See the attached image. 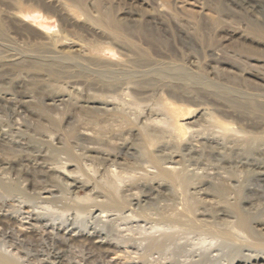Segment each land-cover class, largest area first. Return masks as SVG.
Listing matches in <instances>:
<instances>
[{"label": "rangeland", "instance_id": "obj_1", "mask_svg": "<svg viewBox=\"0 0 264 264\" xmlns=\"http://www.w3.org/2000/svg\"><path fill=\"white\" fill-rule=\"evenodd\" d=\"M103 1L106 4L109 3L108 5L112 4L120 17L129 19L130 15L134 14V17L140 20L144 28L165 40L164 46L153 41L154 48L163 50L172 48L178 51L179 59H176V62L181 64L179 66L180 70L185 73L189 72L187 75L189 77L192 75L191 78L194 77L193 81L195 82L194 84L191 80H186L184 83L194 88H189L187 91L189 95L185 91L178 90L175 93L171 91V93L168 89L167 91L166 89L159 92L153 91L147 93V95L145 93L133 96L131 94L129 97L127 95L128 98L124 99L125 96L123 98L124 102L128 100L130 103H125V116L119 115L118 117L114 113H100L99 116H94L90 114L89 110H86L89 104L85 93L87 90L93 92L89 85L84 84L85 87L82 85L84 87L83 91L75 92L68 81V76H71V73L67 74L53 65L49 68L47 65L32 63L27 58L22 57L31 53L27 49H23L20 55L13 51L2 52L1 55L8 60L18 56H21V60L1 61L0 63V176L4 183L15 187H13L14 189H4L0 184V256L11 259L15 264H230L232 262L233 264H249L245 261L253 253L254 255L257 254L260 248L252 246L246 241L235 240L234 242L226 239V237L221 239V236H208L199 230L197 233L196 229L194 230L189 226H186L187 229L185 225L169 227L174 231L167 229L169 223H165L159 213L161 210H163L161 212H167L168 209L171 212L172 207L174 209L178 208L180 205L177 203L180 195L176 197L171 193L167 194V192H170L167 184L159 185V182L151 179V175H148L149 178L143 171V165L146 163L145 165L149 166L151 163H149V160L147 161V157L143 154L144 132L141 123L145 120L148 123L153 122V125L155 123L160 128L155 127L162 129V136L163 134L164 137L166 135L165 139L169 142H156L149 146L154 154L158 152L156 155H159L165 164L173 163L178 167L182 166V168L193 166V170L195 172L200 171V173L209 172V169L213 174V171L217 170V174L215 172L214 175H219L227 174V171L235 174L245 172L246 168L241 167L242 165L239 164L244 162L243 160H245L244 163H247L246 158H248V163L251 160H264V148H262L264 144L259 145L257 150L255 149L252 153L247 152L248 154H255L248 157L245 154L246 152L237 153V151L232 150V142L228 139L227 141L226 138L224 139V133L226 132L225 130L222 131V127L228 124L235 128L238 127L239 130L242 129L239 133L244 132V130L247 133L264 132V122L261 123L259 120L260 125L258 123L259 118L256 119L255 114L250 113L252 110L244 106L242 108L241 103H239V97L245 96V94L264 100V41L255 36L258 31L264 30V0ZM118 10H121V12ZM24 19L40 33L53 32L57 29L55 19H37L34 22L29 18ZM19 31L27 36L25 40L29 42L28 38H31L29 30L23 26ZM87 49L74 52L78 57L77 60H81L92 67H95L94 64H96V67L109 71L121 68L120 65H122V68L125 67L123 57L115 52L104 51L97 55ZM88 51L89 53H87ZM211 51L216 54L211 55ZM127 67L129 69V64ZM229 74H233L237 78L229 77ZM246 81L252 85L246 84ZM203 85L210 87L205 89ZM222 88L228 92L224 94L225 96L218 93V96L217 90ZM194 89L199 91L196 92ZM64 94L67 97L63 96L66 100L62 101L61 95ZM234 94H237L238 98ZM226 95L230 100L235 99L236 101H227ZM223 97L224 99H222ZM164 103L169 105L165 107ZM146 105L148 106L146 107ZM135 106L138 109H135ZM198 106L208 107L209 109L197 112L194 109ZM40 107H42V110H39ZM238 110L241 113H238ZM205 116H211L214 119L211 118V122H206ZM248 118L251 119L252 123L254 122L253 125ZM157 121L161 123L158 124ZM255 123L260 126L255 125ZM172 125L182 128L183 131L178 134V138L183 136L181 141L175 135L176 132L171 131ZM164 126L168 127L165 130L168 134L164 133ZM191 128L198 130L195 133L197 135L191 132ZM81 129L92 134L90 133V137L86 139L80 138L76 134L72 137L69 135L71 131L78 133ZM45 136L50 137L48 143L43 141ZM171 136L175 141L171 140ZM190 142L194 144L193 149L190 148ZM94 144L102 151V155L88 151L87 148L94 146ZM65 146L70 147L72 153H74L73 156L75 155L74 157L69 156L64 151ZM258 150L262 152L260 153ZM224 157L227 159L225 160ZM4 159L9 163H6ZM143 160H146V162H143ZM112 164L114 170L117 168L115 172L117 175L119 174V177L120 171L124 172V175L129 174H126V176L122 174L121 176L124 177H120L121 181L125 177L126 179L129 178V181L124 180L125 183L124 181L118 182L122 185L118 186L119 196L122 195L125 198L123 207L114 208L113 206L103 205V208L100 205L92 206L85 197L100 195L96 198L103 200L107 196L104 200L108 199L107 193L102 191L100 179L110 175L109 170L112 169ZM46 166H52L55 170L47 171L44 168ZM148 166L150 172L155 168L150 167L151 165ZM137 167L142 168L138 169ZM187 167L186 169H188ZM192 168L187 171H193ZM98 169L99 171H97ZM138 171L140 172L135 173ZM95 172H97L96 175H93ZM64 174L78 175L83 181L88 180L89 186L82 181L81 187L79 185L73 187L69 181L64 179ZM133 174L138 177V180ZM143 175H146L148 180H146V177L143 179ZM133 178L136 179V183H133L135 180ZM65 181L68 182L67 185ZM123 183L126 184V188ZM132 184L134 185L132 186ZM48 195L50 197L46 198ZM253 196L247 195V199H245L247 202L244 200L243 203L244 208H250L249 210L256 212V220L264 223V194L258 193V195ZM127 199L130 201L129 203L126 201ZM131 203L134 204L128 205ZM141 209L143 210L142 213ZM130 216L131 218H129ZM225 216L227 214L223 212L217 214V217L220 218ZM19 222L29 230L23 233L20 232L18 230ZM154 223L155 225L159 224L156 227L160 229H155ZM160 223L164 225L162 226ZM170 226L173 225L170 224ZM151 227H154V229ZM163 227H166L167 230ZM146 231L148 236L151 235V237L160 236L166 231H173L174 239L171 240L172 244L171 241H169L170 243L167 242L169 245L166 243L165 246L167 245V247H164L163 250L161 248L160 250L151 249L150 251L147 250L149 248L147 246L149 237ZM204 235L212 240L218 238L220 240L218 239L217 242L212 241ZM72 237H75V240ZM146 237L147 241H144ZM92 238L101 239V244L99 240V243L93 244L90 241ZM229 241L231 246L228 245ZM211 242L215 243L211 246ZM243 242L244 244H242ZM144 246L148 248L146 249ZM207 246L209 247L207 248ZM248 246H250V249ZM238 255L240 256L238 257ZM1 263L6 264L0 261Z\"/></svg>", "mask_w": 264, "mask_h": 264}, {"label": "bare ground", "instance_id": "obj_2", "mask_svg": "<svg viewBox=\"0 0 264 264\" xmlns=\"http://www.w3.org/2000/svg\"><path fill=\"white\" fill-rule=\"evenodd\" d=\"M108 4H106L103 0H0V63H1V61L12 62L15 60L16 61L21 60L20 59L21 56L13 57L12 60L11 59L8 60L6 57H3L1 55L2 52L13 51L17 55H20V53L22 52L23 49H27L31 53L28 56L23 55L22 57L27 58L32 63L34 62V63H38V65L39 64L47 65L48 67L53 65V66H55V68H58L59 70H63V72H66L67 74L71 73L72 75L68 76L69 77L68 81L71 84L72 90H74L75 92H79V91L81 92V90L85 87V85H87V86L89 85L90 89H92L93 92H90L91 90L90 91L87 90V92L85 93L86 98L88 100V104H89V106L87 107L86 110H89L90 114H93L94 116L98 115L100 113H114L115 115H118V117H119V115L125 116L124 106H126V104L130 103V102L128 100L127 101L125 100L126 102H124V99L128 98L131 94H132V96L137 95V94L141 95L142 93H145L147 95V93H150L153 91L159 92V91H162L165 89H166V91L168 89L169 92L172 91L173 93H175L177 90L178 91H185L188 94L187 91L189 90V88L193 89L194 87L190 86L189 84H185L184 82H186V80L187 81L191 80L192 83L195 84V82L193 81L194 77L191 78L192 75H191V77H189L187 75L189 72L185 73L184 71L180 70L179 66L181 64L180 63L178 64L176 62L179 59L178 51H176L175 49H172V48H167L164 50L161 48H158V49L154 48L153 47L154 43H152L153 41L158 42L164 46L165 40H163L159 35H155L152 32H150L149 30H147L146 28H144L142 23L140 22V20H138L137 18L134 17V14L130 15L131 17L129 19L124 18V17H120V15L117 14V12H116V8L112 4H110V5H108ZM118 11L121 12V10H118ZM24 18H29L32 22L36 21L37 19L38 20L55 19L57 22V29L53 32L40 33L39 31H37V29H34L32 24L27 23ZM23 26H25L29 30V32L31 33L30 34L31 38H28L30 40L29 42H27L28 40H25V37H27V36L22 31H19ZM255 36L258 39L264 41V30L258 31V33ZM86 48L90 49V51L94 52L97 55L104 52V51L115 52L120 57H123V63L125 62V65H124L125 67L123 66L124 68H122V65L119 64L121 66V68L116 69L114 67L116 69L115 71H113V70L109 71V70H105V69L96 67V64H94L95 67H92L90 65L85 64L81 60L80 61L77 60L78 57H77V55L74 54V52L77 50L83 51V50H86ZM87 53H89V51ZM215 54L216 53H214V51H211V55H215ZM79 56H81V55L79 54ZM99 56H101V55H99ZM93 57H94V55H93ZM95 57L97 58V56H95ZM84 59L85 58H83V60ZM84 61H86V60H84ZM126 63L129 64V69H127L128 64L126 65ZM114 66H115V64H114ZM110 67H113V66H110ZM55 68H53V69H55ZM46 69H48V68H46ZM55 70L57 71V69H55ZM188 71H189V69H188ZM81 74H85V75H81ZM228 76L232 77V78H237L233 74H229ZM201 79H200V81H201ZM181 81H182V83H180ZM244 81H245V79H244ZM204 82L206 83V81H204ZM246 84H251V83L250 82L247 83V81H246ZM82 85H84V87H82ZM203 86H205V89L210 87V86H206V85H203ZM89 87H88V89H89ZM194 90L196 92L199 91L197 89H194ZM194 90H191V91H194ZM217 91H218L217 95H218V93H220L221 96H225L224 94H227V92H228V91L226 92L223 88L219 89ZM108 92H112V93H108ZM193 93H191V94H193ZM211 93H212V91H211ZM214 94H215V92H214ZM127 95H128V97H126ZM236 95H235V97L238 98V96H236ZM238 95H240V94H238ZM63 96H65V97H67V96L65 94L61 95V100L65 101L66 99ZM124 96H125V98H124ZM211 96H213V95H211ZM225 98H226V100L228 99L227 101H229V102L236 101L235 99L230 100V98H227V95ZM222 99H224V97ZM239 99H240L239 103H241V105H240L241 107L244 106V107H247L248 109H251L252 111L250 113L255 114L256 119L259 118L258 123H259V120L261 121V123L264 122V100L263 99H261V98L256 99V97L254 98V97L246 95V94H245V96L243 95V96L239 97ZM121 100H122V102H121ZM237 102H236V104H237ZM134 104H135V102H134ZM167 105H169V104H167ZM167 105H165V103H164L165 107ZM220 105H222V104H220ZM136 106H135V109L136 108L138 109V107H136ZM147 106L148 105H146V107ZM158 107H159V104H158ZM152 108H153V106H152ZM207 108H205V107L203 108V107L198 106L194 110L197 112L200 110L205 111ZM68 109H70V108H68ZM144 109H146V108H144ZM39 110H42V107H40ZM147 110H149V109H147ZM165 110H167V109H165ZM169 111H170V109L168 110V112ZM238 113H241V112L239 111ZM247 114H249V113H247ZM243 115H244V113H243ZM206 116H205L206 122H209L212 117L211 116L206 117ZM239 117H240V114H239ZM169 118H168V120L170 121ZM213 119L214 118H212V120ZM248 120L251 121V119H249V118H248ZM145 121L141 123L142 124L141 125L142 130L144 132V142H143L144 143V145H143L144 151H143V154L147 157L146 158L147 161L149 160V163H151L150 164L151 166L150 165L149 166L155 167V168L154 169L152 168L153 171L150 172L147 168L148 165L146 166L145 165L146 163H145L143 165V167H144L143 171H145V174L147 176L151 175L152 176L151 179L156 180V182H159L160 183L159 185H161V184L163 185V183L167 184V187L169 186V188H170V190H169L170 192L166 191L167 194L171 193L172 195H176V197H177V195H180L179 202L177 203L180 205L178 208L177 207H176V209H174V207H172L173 209L170 208V209H172L171 212L168 211L169 209L168 210L165 209V210H167V212H161L163 210L160 211V209H159V211H160L159 214H160L162 220L167 224L169 223L168 224L169 226L167 229L173 230L172 228L174 227V225H176V226L178 225L177 227H180L179 225H185V227L189 226V227L193 228L194 230L196 229L197 233L199 230L201 233L207 234L208 236L209 235L213 236V237L221 236V239H222V237H226V239L233 240L234 242H235V240L246 241L249 244H251L252 246L254 245L257 248H260V250L258 251L257 254L255 253V255H254V253H253V255L249 256L248 259L246 258L247 260L245 261V263L249 262V264H264V241L262 242V239L264 240V223L259 222V220L258 221L256 220V217H257L256 212H253V210L252 211L249 210L250 208L249 209L244 208V205H243L244 200L247 199L248 194L254 195V196L258 195V193L264 194V160L260 161L261 159H259V156H258V159H259L258 161H252L251 160V162L248 163L249 162L248 158H246L247 163H244L245 160H243L244 162H242V163L240 162V164H239V165H242L241 167L246 168V170H244L245 172H240L239 174H235V173H230L227 171V174H219L218 173L219 175H214V173L217 170L213 171L214 172L213 174L210 172L209 169H208L209 172L200 173L199 170H198L199 172H195L192 168L193 166L191 167L193 171H187V170H190L191 168L189 167L190 168L189 169L185 165H184L185 167L183 166L184 168H182V166L178 167V166H176V164H173L170 162H169L170 164H168V163L165 164L164 161L162 162L161 157L159 155H156L158 152L154 154L151 151V149L149 148V146L153 145L156 142H161V143L167 142L168 140L165 139L166 135H165V137H164V134L162 136L163 131H162V129L161 130L158 129V128H160L158 125H155V123L153 125V122L148 123L147 121L146 122ZM202 122H204V121H202ZM125 123H126V121H125ZM157 123L160 124L161 122L157 121ZM251 123H252V121H251ZM253 123H252V125H253ZM258 123H255V125L260 126L261 124L259 123L260 125H258ZM108 124H110V123H108ZM173 124H175V123H173ZM263 125H264V123H263ZM155 126H158V128ZM161 126H162V124H161ZM164 127H165V129H163V130L165 133L167 126H164ZM222 128H221L222 131L225 130V132H226V133H224V135H225L224 139L226 138V140L228 139L232 142V144H233V145H231V146H233L232 150L237 151V153L238 152H243V153L246 152L245 154L248 155V157H249L250 155H255V154H248L249 152L252 153V151H254L255 149L257 150L259 145L264 144V132H262V131H260L259 133H256L255 131H254L255 133L254 132L253 133H247L244 130V132L239 133V131L240 130L242 131V129L239 130V129H237L238 127L235 128V127H232V125L230 126L228 124H227V126H223ZM259 129H261V128H259ZM171 131L174 133L176 132L175 135H177V138H178V134H180V132L183 130L181 127L178 128L177 126L175 127L174 125H172ZM197 131H198L197 129L191 128V132L193 134L197 133ZM90 133L87 130L81 129V131H78V133H74L71 131L69 133V135L72 137L73 135L76 134L78 137L86 139V138H89L90 135L92 134V133L91 134ZM170 133H169V135H171ZM195 135H197V134H195ZM167 137H168V135H167ZM182 137L178 138V139H180L179 141L182 140L181 139ZM202 137H204V136H202ZM209 137H210V135H209ZM168 139H170V138H168ZM171 140L175 141L174 138L172 139V136H171ZM43 141L48 143L50 141V137L45 136L43 138ZM190 144H191V142H190ZM121 146L123 147L124 144ZM193 146H194V144H191L190 148L193 149ZM260 147H262V146H260ZM194 148H196V147H194ZM262 148H264V147H262ZM87 149L90 152H94V153L101 154V155L103 154L102 151H100L98 147H95V144H94V146H90ZM209 149H211V148L209 147ZM64 151L69 156H73V154H74V153H72V150L70 149L69 146H65ZM225 154H226V150H225ZM225 154H224V156H225ZM42 156H44V155H42ZM145 156H143V157H145ZM164 159H166V158H164ZM224 159H225V157H224ZM239 159H240V157H239ZM4 160L6 161V159H4ZM143 162H146V160L145 161L143 160ZM230 162H232V161H230ZM6 163H9V162L6 161ZM52 166L51 167L46 166L44 168H46L45 170H47V171L55 170L54 167L52 168ZM186 167L188 169H186ZM113 168H114V165H113L112 169L109 168L110 173L109 172L108 173L110 175H108V176L106 175L107 177L105 176V178L100 179L102 191L107 193L108 199L104 200L107 196L103 200H101V198H99L100 200L97 199L98 196H100V195H98V196L96 195L97 198L94 196L93 197H89V196L85 197L86 199H88V201H90L92 206H94V205H100V206L105 205L106 206L107 205V206H113L114 208L115 207H123L125 198H123L122 195L119 196L120 194L118 193L119 192L118 186L124 180L129 181V178H127L128 179L127 180L126 177L124 178V180L122 179L123 181H121V178L126 176V174H128V173H126L124 175L123 174L124 172L122 173L120 171V177H121L120 178L118 176L119 174L117 175V173L115 172V170L117 168L115 170ZM137 168L141 169L142 167L141 168L137 167ZM87 170H88V168H87ZM97 171H99V169ZM118 172H119V170H118ZM139 172L140 171L135 172V173H139ZM96 173L97 172H95V174H93V175H96ZM122 174L124 175L123 177L121 176ZM215 174H217V172ZM128 175H127V177H129ZM134 175L135 174H133V176ZM146 175H143L142 178L145 179L144 177H146ZM139 176H140V174H139ZM64 177H65L64 179L66 181H69L71 186H73V187H77L78 185L80 186V184L83 181V179L81 177H79L78 175L64 174ZM103 177H104V175H103ZM134 177H136V176H134ZM131 178H132V176H131ZM136 178L138 180V177H136ZM133 179H135V178H133ZM0 180H2L1 176H0ZM139 180H141V179H139ZM146 180H148V178ZM87 181H83L85 185H88L89 182H87ZM119 181H120V183H118ZM253 181H254V183H252ZM134 182L136 183V179L133 181V183ZM67 183L68 182H66V185H67ZM124 183H125V181H124ZM124 183H123V186L126 185V184L124 185ZM0 184L4 189H12L14 187V185H10V184L7 185L6 183H4V180L0 181ZM70 184H69V186H70ZM63 185H65V184H63ZM130 185H129V187H131ZM133 185L134 184H132V186ZM91 186H93V185H91ZM120 186H122V185H120ZM129 187H128V189H129ZM125 188H126V186H125ZM157 188H159V187L157 186ZM45 191H47V190H45ZM47 197H50V196L48 195V196H46V198ZM260 197H261V195H260ZM249 198L252 199V197H249ZM256 198H257V196H256ZM131 200H132V198H131ZM177 200H178V198H177ZM126 201H128V199ZM76 202H77V200H76ZM129 202L130 201H128V203ZM249 202H250V200H249ZM81 204H83V203H81ZM132 204H134V203H131L128 205L131 206ZM138 206H139V203H138ZM103 208H104V206H103ZM199 208H200V210H199ZM104 212H106V211H104ZM108 212H109V210H108ZM142 212H143V210L141 209V213ZM219 212H223V213L227 214V216H225L224 218L223 217L220 218L221 216L217 217V214ZM98 213H99V211H98ZM129 213L131 214V212H129ZM100 214H103V213H100ZM152 214H153V212H152ZM154 216H156V214ZM158 216L159 215H157V217ZM160 216H159V218H160ZM261 217H263V216H261ZM126 218H127V216H126ZM129 218H131V216ZM22 223H24V222H22ZM170 224H172L173 226H170ZM153 225H155V223ZM156 226H159V224H156L155 227ZM166 227H167V225H166ZM166 227H163V229L167 230ZM169 227H172V228H169ZM18 228H19L18 230H20V232L22 231V233L27 232V230H29L28 228L26 229L25 226L23 227V224H21L20 222L18 224ZM152 229H154V227ZM155 229H160V228L156 227ZM182 229H184V227H182ZM193 229H191V230H193ZM175 230H177V229H175ZM186 230H184V231H186ZM157 232H158V230H157ZM172 232L166 231L163 234H161L160 236L151 237V235L148 236V233L146 231L147 236L149 237V239H148L149 245L147 242L146 243L150 249L148 247H145L146 244L144 247L146 249L148 248L147 250H150V251H151V249L160 250L161 248L163 250L164 247L166 248L167 245H169V243H170L169 241H171L172 238L174 237L173 236L174 232L173 233ZM187 232H188V230H187ZM189 232H190V230H189ZM161 233H162V231H161ZM191 233H192V231H191ZM175 234H176V232H175ZM75 235L77 236V234H75ZM179 235H178V237H179ZM199 235L201 236V234H199ZM207 235H204V236L209 238ZM175 237H176V235H175ZM72 239L75 240V237H72ZM98 240L92 238L90 241L93 244H96L98 242ZM100 240H99V242H100ZM103 240L105 241V239H103ZM210 240H212V239H210ZM217 240H214V241L217 242ZM144 241H147V237H146V240H144ZM167 242H169V243H167ZM223 242H221V243H223ZM166 243H167V245L165 246ZM211 243H210V245L212 246L213 243H215V242H213L212 244ZM224 243H226V242H224ZM231 243H233V242H231ZM100 244H101V242H100ZM171 244H172V241H171ZM242 244H244V242ZM228 245H230V241L228 242ZM250 246H248V248ZM208 247L209 246H207V248ZM100 249H101V247H100ZM142 250H144V249H142ZM106 251H107V249H106ZM254 251H255V249H254ZM221 252H223V251H221ZM247 254H246V256H248ZM239 256L240 255H238V257ZM242 259H241V261H242ZM0 261L3 263H6V264H15L14 261H12L11 259H7V258L1 257V256H0ZM131 261H133V260H131ZM209 263H211V262L209 261ZM230 264H233V262Z\"/></svg>", "mask_w": 264, "mask_h": 264}]
</instances>
